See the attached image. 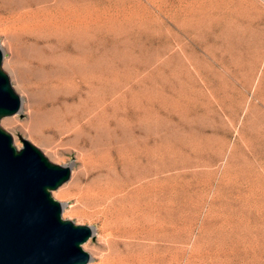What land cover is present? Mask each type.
Listing matches in <instances>:
<instances>
[{
    "label": "rangeland",
    "instance_id": "obj_1",
    "mask_svg": "<svg viewBox=\"0 0 264 264\" xmlns=\"http://www.w3.org/2000/svg\"><path fill=\"white\" fill-rule=\"evenodd\" d=\"M7 1L0 0V42L3 28L12 29L7 11L16 0ZM82 1L39 0V11L87 10L89 28L74 40L81 56L88 50L93 87L84 88L80 108L103 101L95 125L102 140L154 143L152 164L168 176L167 264H264V0ZM13 40L14 61L28 73L32 49ZM2 47L3 68L26 101ZM46 115L17 111L2 119L18 120L1 125L18 147L22 136L56 163L77 162L58 118ZM126 127L133 131L123 135ZM53 196L63 217L96 226L67 211L69 193ZM86 264H98L97 255Z\"/></svg>",
    "mask_w": 264,
    "mask_h": 264
},
{
    "label": "bare ground",
    "instance_id": "obj_2",
    "mask_svg": "<svg viewBox=\"0 0 264 264\" xmlns=\"http://www.w3.org/2000/svg\"><path fill=\"white\" fill-rule=\"evenodd\" d=\"M8 8L12 29L3 28L5 34L1 37L0 45L2 47L5 43L10 50L13 63H9L15 67L14 70L11 67L12 75L16 79L17 88L26 96V101L21 100L19 111H39L56 116L63 133L73 142L77 162L69 163L70 169L73 168L72 178L52 194L63 196L69 193L73 202L68 205L67 211L79 213L96 224L90 226L96 241H86L83 248L90 250V258L97 255L98 264H167L170 216L168 176L164 173L165 168L156 171L152 164L151 146L154 143L143 141V144H134L136 135L135 138L132 135L135 140L133 143L130 139L126 142L120 135L112 136L111 140H102L95 125L103 101L80 108L84 100L83 93L87 95L84 88L93 87L92 78H89L92 72L87 59L88 50L82 49L81 56L74 40L78 28L85 31L89 28L91 19L87 10L80 13L75 10L39 11V0H16L8 4ZM14 36L21 38L32 49L28 73L18 68L14 61ZM5 50L2 47L1 51ZM94 65L93 62L92 67ZM14 117L2 119L1 122L18 120ZM101 118L106 121V118ZM127 128L119 130L122 133ZM129 128L128 131H133ZM102 131L101 127L100 133ZM142 162L146 163L143 167L140 166Z\"/></svg>",
    "mask_w": 264,
    "mask_h": 264
},
{
    "label": "water",
    "instance_id": "obj_3",
    "mask_svg": "<svg viewBox=\"0 0 264 264\" xmlns=\"http://www.w3.org/2000/svg\"><path fill=\"white\" fill-rule=\"evenodd\" d=\"M20 105L0 49V264H86L83 244L94 238L92 229L63 217L52 194L70 178V166L22 136L18 147L1 125Z\"/></svg>",
    "mask_w": 264,
    "mask_h": 264
}]
</instances>
